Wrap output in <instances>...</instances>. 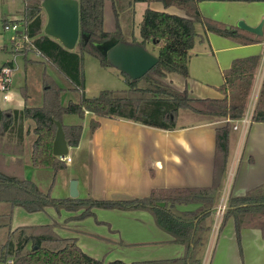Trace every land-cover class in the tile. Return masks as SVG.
I'll return each mask as SVG.
<instances>
[{
  "label": "trees",
  "instance_id": "trees-1",
  "mask_svg": "<svg viewBox=\"0 0 264 264\" xmlns=\"http://www.w3.org/2000/svg\"><path fill=\"white\" fill-rule=\"evenodd\" d=\"M78 1L81 36L76 49L71 52L58 41L44 35L47 17L41 7V0H25L24 18L21 20L23 26L17 33L19 39L28 40L31 48L68 83L69 90L82 92V97L78 103L69 102L64 105L62 94L65 89L44 73L41 107L23 110H3L0 107V205L8 206L7 211L0 214V229H7L5 242L0 245V264H9V261L12 264H105L104 261L87 255L76 238L58 235L56 222L12 230L15 208H21L29 214L45 212L48 208H53L59 215L63 210L79 213L68 219V222L95 217V209L147 211L152 214L157 226L173 237L174 243L185 247V256L181 259L130 264H201L199 254L205 245L206 234L211 230L212 215L229 159L227 137L221 131L217 133L212 186L157 188L147 197L125 201L57 199L42 191L35 182L24 177V140L20 131L26 120L35 122L37 139L33 145V166L36 169H52L57 174L66 168V163L53 155L57 132L55 122L62 123L69 147L79 146L83 132L82 125H65L63 119L66 115H76L83 119L89 112L107 119L126 120L167 131L178 127L179 115L183 113L193 114L198 123L240 121L246 116L260 57L235 60L225 74L224 83L217 88L222 96L218 99H192L187 90L180 92L162 79L167 73H178L185 79L189 77L190 51L198 37L196 24L240 45L261 44L264 42V35L257 36L204 18L198 6L200 0H171L167 6L176 7L186 17L147 9L140 24L141 41H127L119 29L116 33L104 30L106 0ZM160 1L163 0H133L132 3L151 4ZM112 39L146 49L148 44H153L159 48V63L140 80H132L120 72L127 84L125 90H104L98 96L88 98L84 94V58L89 55L102 67L114 68L97 48V45ZM20 54L27 56L28 50L24 49ZM4 67L12 69L8 65ZM25 92L27 90L22 95L27 98ZM252 122L264 123V77ZM10 128L12 130L8 132ZM16 130L18 134H15ZM8 155H15V160L7 162ZM189 206L197 208L184 209ZM230 218L235 221L238 238L243 229H258L264 238V184L248 191L244 196L231 197L223 224ZM109 264L127 263L114 261Z\"/></svg>",
  "mask_w": 264,
  "mask_h": 264
},
{
  "label": "crops",
  "instance_id": "crops-1",
  "mask_svg": "<svg viewBox=\"0 0 264 264\" xmlns=\"http://www.w3.org/2000/svg\"><path fill=\"white\" fill-rule=\"evenodd\" d=\"M132 1H105L104 30L107 33H116L119 29L126 36L123 33L126 15L129 14V19L134 17L142 22L147 9L186 17L176 7L167 6L171 0L151 4ZM198 6L204 18L226 24L229 28H238L241 21L251 27L264 22V2L200 0ZM196 32L198 37L188 63L189 77L185 79L178 73H167L162 80L180 92L187 90L192 99H218L222 96L217 88L224 83L232 63L237 59L260 57L248 104L249 107L253 103L252 108L250 115L246 112L245 116L250 121L247 127L242 125L241 120L208 124L195 120L192 125L178 124L175 130L167 131L126 120L107 119L89 112L83 119L79 117V122L67 124L66 120L75 115H66L63 119L65 125H82V137L78 147H69V152L71 149L76 152L74 159L69 156L72 162L66 163L63 171L54 174L52 169H36L33 166V145L37 135L34 132L36 124L29 119L20 131L24 140V177L57 199H71L70 185L73 181L78 184V198L108 201L147 197L157 188H208L213 183L217 133L221 131L227 137L228 165L212 215L211 230L206 234L199 258L201 264H264V238L260 230L243 229L238 238L233 218L224 224L223 220L217 222L216 218L221 203H225L227 208L231 197L244 196L264 184V123L252 122L264 77V42L240 45L230 38L209 32L201 24H196ZM132 34V40L141 41L140 33L139 36ZM148 47L158 48L153 44H148L147 50ZM33 102L27 94V98L20 103L12 101L13 105L7 109L42 106L40 99ZM69 102L74 101L69 99L62 103L67 105ZM235 125H238V130H234ZM17 128L20 129V126ZM15 158V155H8L7 162ZM60 182V195H57L55 190ZM223 192L226 194L222 196ZM196 208L184 207L187 210ZM7 209L6 205L0 206V214ZM94 213L95 217L68 222L79 213L63 210L59 215L53 208H48L45 212L29 214L15 208L12 230L56 222L58 235L76 238L87 255L105 264L114 261L130 264L174 260L185 256V247L174 243L173 237L162 231L147 211L95 209Z\"/></svg>",
  "mask_w": 264,
  "mask_h": 264
},
{
  "label": "rangeland",
  "instance_id": "rangeland-1",
  "mask_svg": "<svg viewBox=\"0 0 264 264\" xmlns=\"http://www.w3.org/2000/svg\"><path fill=\"white\" fill-rule=\"evenodd\" d=\"M24 12L25 0H0V70L5 65L13 67L11 87L9 90L10 99L12 100L8 102L4 101L0 93V106L7 109L13 105L12 101L20 103L24 100L22 95L24 90H27L28 93H25L32 97L34 100L33 103L39 99L41 100L44 73L50 75L61 88L65 89L62 94L63 103H66L69 99H72L74 102H79L82 97V92L70 91L68 83L57 73L51 64L31 48L28 40L19 39L18 34H15L12 30H5L7 25L14 24L18 25L19 30H21L23 26L21 20L24 18ZM128 15H126L123 21V33L126 35L127 41H132V33L139 36L141 22L137 18L134 19V17L129 19ZM6 23L7 25L5 26ZM12 38L15 40L12 41ZM24 42L26 43L25 45ZM24 49L28 50L27 56L20 54ZM148 51L157 54L159 49L151 47ZM84 59V93L86 97H96L104 90L120 91L127 89L125 78L117 69L111 67L104 68L95 58L89 55H86ZM252 104L248 107V115H250ZM195 120L197 118L193 114L183 113L179 115L178 124L189 126ZM66 121L67 124L77 123L79 122V117L75 115V117H71V119H67ZM73 150L71 149L69 152V156L72 159L76 156V152ZM60 184L61 182L55 190L57 195H60ZM224 194L226 192H223L222 196ZM6 236L7 229H0V245L5 242Z\"/></svg>",
  "mask_w": 264,
  "mask_h": 264
},
{
  "label": "water",
  "instance_id": "water-1",
  "mask_svg": "<svg viewBox=\"0 0 264 264\" xmlns=\"http://www.w3.org/2000/svg\"><path fill=\"white\" fill-rule=\"evenodd\" d=\"M47 21L43 29L44 35L58 41L66 50L74 51L79 42L80 5L78 0H41ZM264 22L257 27H251L245 22L238 23V28L246 32L263 36ZM88 39V37H86ZM106 60L119 72L132 80H140L158 63V56L140 45H133L112 39L97 45ZM57 132L53 143V155L58 158L69 156V145L61 122L56 121ZM77 182L70 185V197H79Z\"/></svg>",
  "mask_w": 264,
  "mask_h": 264
},
{
  "label": "built area",
  "instance_id": "built-area-1",
  "mask_svg": "<svg viewBox=\"0 0 264 264\" xmlns=\"http://www.w3.org/2000/svg\"><path fill=\"white\" fill-rule=\"evenodd\" d=\"M5 30H12L15 34H17L19 31V27L16 24L7 25L5 27ZM13 40H15V39L12 38V41ZM11 81H12V69L10 67L1 68V70H0V93L2 94V98L4 101L10 100L9 90L11 87ZM241 121H242V125L244 127H247L250 123L248 117L242 119ZM238 129H239L238 125H235L234 130H238ZM60 160H62L65 163H71L72 162V159L69 156L64 157V158L60 157ZM225 212H226V204L221 203L219 205V207L217 208V211H216L217 222L223 220ZM9 264H12V261H9Z\"/></svg>",
  "mask_w": 264,
  "mask_h": 264
}]
</instances>
